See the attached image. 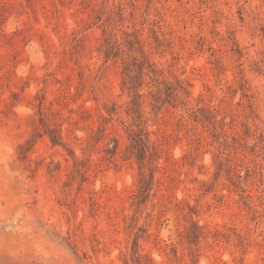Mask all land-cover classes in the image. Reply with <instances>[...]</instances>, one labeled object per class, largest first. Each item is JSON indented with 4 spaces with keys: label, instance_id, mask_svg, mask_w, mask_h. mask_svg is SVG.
I'll return each mask as SVG.
<instances>
[{
    "label": "rangeland",
    "instance_id": "374dc122",
    "mask_svg": "<svg viewBox=\"0 0 264 264\" xmlns=\"http://www.w3.org/2000/svg\"><path fill=\"white\" fill-rule=\"evenodd\" d=\"M0 264H264V0H0Z\"/></svg>",
    "mask_w": 264,
    "mask_h": 264
}]
</instances>
